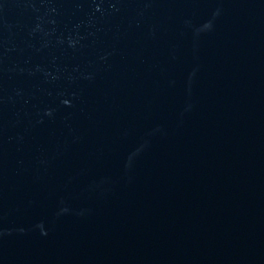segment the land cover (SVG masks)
I'll return each mask as SVG.
<instances>
[{"label":"water","instance_id":"95a60500","mask_svg":"<svg viewBox=\"0 0 264 264\" xmlns=\"http://www.w3.org/2000/svg\"><path fill=\"white\" fill-rule=\"evenodd\" d=\"M0 264H264V0H0Z\"/></svg>","mask_w":264,"mask_h":264}]
</instances>
